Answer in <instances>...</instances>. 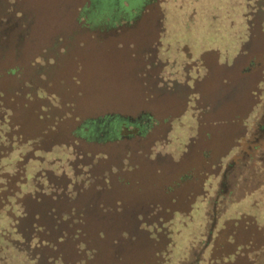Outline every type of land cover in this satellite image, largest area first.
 <instances>
[{"label":"rangeland","instance_id":"1","mask_svg":"<svg viewBox=\"0 0 264 264\" xmlns=\"http://www.w3.org/2000/svg\"><path fill=\"white\" fill-rule=\"evenodd\" d=\"M15 1L27 25L26 39L14 61L8 58L6 62L22 68L21 77L36 86L33 90L39 98L52 104L60 102L64 112L79 118L118 115L134 119L140 114H150L153 120L139 138L90 148L100 152L94 158V172L107 170L109 183L106 186L107 183L95 181L87 194L79 197V203H89L95 209L101 204L112 210L120 207L126 216L133 211H147L151 208L146 207L145 201L153 200L152 196L158 200L159 192L155 190L171 183H165L164 175L199 174L203 170V94L209 93L212 85L203 81V61L216 67L212 69L213 77L219 71V66L213 65L214 52H206L203 59V49L219 47L216 38L203 37V30H212L210 21L214 30L220 27L222 19L234 16L238 26L239 0H148L136 16L129 17L126 12L118 18L93 16L90 23L85 21L86 16L80 15L90 5L89 0ZM115 3L119 5L118 0ZM120 6L127 8V1L122 0ZM128 12L132 14L134 10L130 8ZM203 21L207 24L203 25ZM261 24L258 19L254 22L249 38L260 65L264 63V24ZM34 67L39 68L40 75L33 73ZM14 85L10 78L0 80L4 92ZM253 92L250 115L240 130L239 154L230 176L255 178L256 183L249 184L257 186L253 200L260 207L259 211L226 222L230 225L227 231L233 223L238 226V230H233L238 231L236 243H243L246 240L243 234L249 231L246 240L249 244L236 255L240 260L234 264H264V84H254ZM35 105L30 108L36 112ZM13 115L31 130V112L15 109ZM125 132L122 130L121 134ZM55 152L63 159L62 150ZM210 215L207 214V225L214 229L215 217ZM183 216L168 227L174 234L171 261L179 258L185 236L194 234L201 225V214H197L193 227H182ZM245 221L249 228L244 231ZM100 224L90 220L85 228L92 235L93 227ZM109 225H115L114 218ZM226 230L213 238L211 244H226L232 232L225 236ZM201 236L203 230L193 238L196 257L200 256L198 247L203 244ZM163 247L160 242L136 244L124 248L118 262L101 245L96 264H161L169 257L168 253L160 254ZM63 251L66 261L71 255L76 257L65 247ZM191 258L192 253L184 261Z\"/></svg>","mask_w":264,"mask_h":264},{"label":"trees","instance_id":"2","mask_svg":"<svg viewBox=\"0 0 264 264\" xmlns=\"http://www.w3.org/2000/svg\"><path fill=\"white\" fill-rule=\"evenodd\" d=\"M89 1L80 14L87 23L93 16L133 17L149 3L126 0L128 7L123 8L122 0L119 5L115 0ZM17 8L15 0H0V80L15 82L6 92L0 89V264H96L101 245L113 261L121 262L124 248L146 241L160 242L164 246L160 254L166 256L170 215L147 205L151 209L126 216L120 207L112 210L101 204L95 209L78 201L95 181L109 183L107 170L94 172V158L100 152L90 148L141 137L152 126L151 115L79 118L64 112L60 102L39 98L33 90L36 86L21 77L22 68L6 62L14 61L26 39L27 25ZM241 13L238 27L249 37L257 19L264 24V0H244ZM33 73L40 75L39 68L34 67ZM35 103L36 112L30 108ZM15 109L31 112V130L13 115ZM56 150H62L63 159ZM113 218L115 225L108 226ZM90 220L102 224L93 227L92 235L85 228ZM244 224L247 227L248 221ZM64 247L76 257L66 261Z\"/></svg>","mask_w":264,"mask_h":264},{"label":"crops","instance_id":"3","mask_svg":"<svg viewBox=\"0 0 264 264\" xmlns=\"http://www.w3.org/2000/svg\"><path fill=\"white\" fill-rule=\"evenodd\" d=\"M239 2L242 6L244 0ZM237 21H240V16ZM219 23L220 27L213 30L210 21L212 30H203V37H214L219 43V47H211L206 51L203 49V59L206 52H214L216 63L213 65L219 66L215 78L212 69L216 67L203 61V81H210L209 84H212L210 92L203 94V170L199 174L164 175L165 183H171L163 184L161 189L155 190L159 192L156 194L158 200H154L155 196H152L153 200L144 203L156 207L161 214L170 215L168 227L179 222L181 214L185 220L182 227H193L194 215L201 214V225L194 234L185 236L179 258L172 259L174 262L170 260L173 242L169 246V257L161 264H234L240 260L236 255L249 244L246 243L249 231L243 234L246 235L243 243H236L238 231H234L238 230V226L233 224L232 229L227 231L230 225L226 222L259 211L260 207L253 200L257 196V186L249 184L251 181L256 183L255 178H250L249 175L232 177L230 170L239 154L241 127L250 115V103L255 96L253 85L264 84V63L260 65L256 62V50L254 47L253 52L249 41L251 36L247 37L245 30L239 31L238 26L234 27L235 16L224 18ZM206 24V21H203V25ZM225 59L229 60L223 61ZM214 140L218 142L213 143ZM250 187L251 190H248ZM181 206H184V209ZM208 213L211 214L210 217H215L214 229L207 225ZM248 228L245 227L244 231ZM200 230H203V244L201 248L198 247L200 256L196 257L193 253L196 250L193 238ZM224 230L225 236L232 231L226 239V244H211L213 238L222 235ZM171 238H174L172 233ZM228 244L230 247L227 248ZM227 250L231 252L228 253ZM190 253L192 258L184 261Z\"/></svg>","mask_w":264,"mask_h":264}]
</instances>
